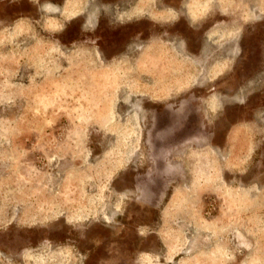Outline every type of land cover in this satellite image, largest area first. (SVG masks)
Wrapping results in <instances>:
<instances>
[{
  "label": "rangeland",
  "instance_id": "374dc122",
  "mask_svg": "<svg viewBox=\"0 0 264 264\" xmlns=\"http://www.w3.org/2000/svg\"><path fill=\"white\" fill-rule=\"evenodd\" d=\"M0 264H264V0H0Z\"/></svg>",
  "mask_w": 264,
  "mask_h": 264
}]
</instances>
